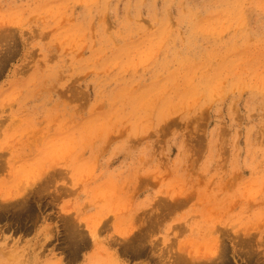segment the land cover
I'll return each instance as SVG.
<instances>
[{"label":"rangeland","instance_id":"1","mask_svg":"<svg viewBox=\"0 0 264 264\" xmlns=\"http://www.w3.org/2000/svg\"><path fill=\"white\" fill-rule=\"evenodd\" d=\"M212 261L264 264V0H0V264Z\"/></svg>","mask_w":264,"mask_h":264},{"label":"bare ground","instance_id":"2","mask_svg":"<svg viewBox=\"0 0 264 264\" xmlns=\"http://www.w3.org/2000/svg\"><path fill=\"white\" fill-rule=\"evenodd\" d=\"M72 234H73V232H72ZM72 237H73V236H72ZM72 237H71V238H72ZM74 237H75V235H74ZM75 238H76V237H75ZM72 239H73V238H72ZM72 239H71V241H72ZM76 243H77V242H76ZM81 243H82V242H81ZM74 245H75V244H74ZM77 245H78V244H77ZM83 246H84V245H83ZM76 248H77V247H76ZM207 260H208V259H207ZM212 263H213V261H212ZM214 263H215V262H214ZM214 263H213V264H214ZM224 263H225V261H224ZM202 264H203V263H202ZM215 264H216V263H215ZM217 264H218V263H217ZM225 264H226V263H225Z\"/></svg>","mask_w":264,"mask_h":264}]
</instances>
